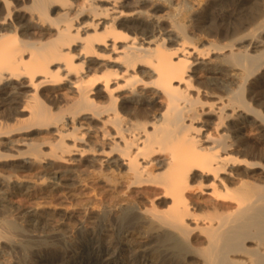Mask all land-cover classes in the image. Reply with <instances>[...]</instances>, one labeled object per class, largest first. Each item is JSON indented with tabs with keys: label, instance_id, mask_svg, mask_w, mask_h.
<instances>
[{
	"label": "bare ground",
	"instance_id": "bare-ground-1",
	"mask_svg": "<svg viewBox=\"0 0 264 264\" xmlns=\"http://www.w3.org/2000/svg\"><path fill=\"white\" fill-rule=\"evenodd\" d=\"M7 198L0 264H264V0H0Z\"/></svg>",
	"mask_w": 264,
	"mask_h": 264
},
{
	"label": "rangeland",
	"instance_id": "rangeland-1",
	"mask_svg": "<svg viewBox=\"0 0 264 264\" xmlns=\"http://www.w3.org/2000/svg\"><path fill=\"white\" fill-rule=\"evenodd\" d=\"M19 2V1H18ZM16 3H17V1H16ZM212 76V77H211ZM223 75L220 73V72H218V71H216L214 74H210V75H208L207 76V79L209 78V79H214V78H222L223 79ZM98 187H101V186H98ZM92 188H94L93 186H88V187H86V188H84V190L83 191H78V192H76V196H75V198H74V202L73 203H79V201H81L83 198H85V197H92L93 195H96V191L94 190V189H92ZM97 188V187H96ZM100 189V188H99ZM80 192V193H79ZM94 197V196H93ZM96 197V196H95ZM98 198H100V197H98ZM97 198V199H98ZM21 199L20 198H13V201H12V199L11 198H7V200H5V201H1V199H0V205H8V204H12L13 206H18L19 204H21V202H19ZM15 201V202H14ZM29 225H32V222H30V224ZM35 225V224H34ZM64 258V254H61V253H56V254H54L53 253V251L50 249L49 250V252H45V253H43L41 256H40V258H39V260H38V263L37 264H51L52 262H57L58 260H55V261H50V259L51 258Z\"/></svg>",
	"mask_w": 264,
	"mask_h": 264
}]
</instances>
